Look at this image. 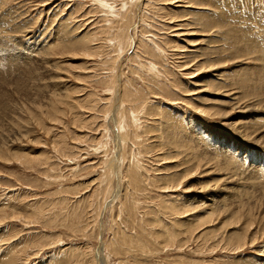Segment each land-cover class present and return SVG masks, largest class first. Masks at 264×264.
Listing matches in <instances>:
<instances>
[{"label": "rangeland", "instance_id": "1", "mask_svg": "<svg viewBox=\"0 0 264 264\" xmlns=\"http://www.w3.org/2000/svg\"><path fill=\"white\" fill-rule=\"evenodd\" d=\"M109 1L0 0V264H264V0Z\"/></svg>", "mask_w": 264, "mask_h": 264}, {"label": "bare ground", "instance_id": "2", "mask_svg": "<svg viewBox=\"0 0 264 264\" xmlns=\"http://www.w3.org/2000/svg\"><path fill=\"white\" fill-rule=\"evenodd\" d=\"M6 1V0H5ZM98 2H99V4H100V6L102 7V8H104L105 10H106V13H107V16L110 18L111 17V15H112V13H111V9H113V6L112 5H110V1L109 0H98ZM144 3V2H143ZM133 4V2H128V5H130L131 7L133 6L132 5ZM126 5V4H125ZM127 5V6H128ZM144 5V4H143ZM3 6V5H2ZM130 6L126 9V11H124V13L126 14V13H131V14H133L132 13V10H130ZM2 8V7H1ZM116 8V7H115ZM134 8H136V6L134 7ZM138 8V7H137ZM136 8V9H137ZM7 10H9V9H7ZM18 10H16V12H17ZM21 11V10H20ZM117 11V10H116ZM136 11V10H135ZM0 12H1V10H0ZM5 12V11H4ZM6 12H9V11H6ZM5 12V13H6ZM5 13H4V15H5ZM9 13H11V12H9ZM118 14H116L114 17L117 19H112V20H110V22L109 23H112L111 25H113V24H115V25H113L112 27H114V29L115 30H118V29H121L122 30V37L120 36V37H114V40H113V42H111V44L110 45H112V46H114L115 47V50H117L118 51V53L121 51H124V49H123V47H124V45H125V41H127L128 40V37H129V31H130V27L131 26H129V24L128 23H125V20L127 19H125V17H128V16H123V13H122V11H120V12H117ZM1 14V13H0ZM106 15V14H105ZM7 16V15H6ZM6 16H5V18H6ZM24 16V15H23ZM27 16V15H26ZM106 16V17H107ZM134 16H136V15H134ZM1 17V16H0ZM4 17V16H3ZM3 17H2V19H3ZM12 17V16H11ZM107 17V18H108ZM113 17V16H112ZM139 22H141V21H144V19L142 18L143 16H142V13L139 15ZM4 18V19H5ZM129 18V17H128ZM7 19V18H6ZM10 19V18H9ZM16 19V18H15ZM31 19V18H30ZM111 19V18H110ZM132 21V19L131 18H129L127 21L129 22V21ZM25 21V20H24ZM126 21V22H127ZM130 21V22H131ZM2 22V21H1ZM0 22V23H1ZM7 22H8V20H7ZM27 22H29V21H27ZM4 24V23H3ZM6 24V23H5ZM5 24H4V26H5ZM181 25H184L185 23H180ZM10 25V24H9ZM13 25V24H12ZM21 25V24H20ZM29 25H31V24H29ZM189 25V24H188ZM3 26V25H2ZM8 26V25H7ZM27 26V25H26ZM26 26H25V28H26ZM34 26V25H33ZM32 26V27H33ZM8 27H10V26H8ZM22 27H24V25L22 26ZM31 27V28H32ZM175 27V26H174ZM2 27H0V29H1ZM28 28V27H27ZM9 30H11L10 28H8ZM124 29H127V35L125 34V31H124ZM2 30V29H1ZM22 30V29H21ZM184 30V29H183ZM22 31H24V29L22 30ZM32 31V30H31ZM14 32V31H13ZM43 32V31H42ZM26 33V32H25ZM39 33V32H38ZM11 34V33H10ZM16 34V33H15ZM117 34H120L119 33V31H117ZM20 35V34H19ZM36 35H37V33H36ZM35 35V36H36ZM43 35V34H42ZM95 36V34L93 35V36H88L87 38L88 39H86V40H84L83 41V43H84V50H86L87 52H89L90 54H92V53H94L95 51H98V47H100V48H102L103 47V44L99 41L101 38H99V37H97V38H95L94 37ZM116 36V35H115ZM119 36V35H118ZM181 36V35H180ZM180 36H178V37H180ZM21 37V36H20ZM29 37V36H28ZM27 37V38H28ZM34 38V37H33ZM36 38V37H35ZM59 38V37H58ZM177 38V37H176ZM110 38H106V42L105 41H103V42H105V44H108V40H109ZM133 39V38H132ZM9 40V39H8ZM7 40V38H6V40L5 41H8ZM34 40V39H33ZM33 40H31V41H33ZM37 40H40V37H39V39L37 38ZM41 40H43V39H41ZM103 40V39H102ZM112 40V39H111ZM1 41V40H0ZM30 41V42H31ZM36 41V40H35ZM44 41L45 40H43V44H44ZM47 41V40H46ZM77 40H74L73 39V37L72 38H69V40H65L64 41V45L65 46H68L69 44L70 45H75V46H77V42H76ZM130 41H131V39H130ZM8 42H10V41H8ZM14 43L16 42V41H13ZM34 42V41H33ZM12 43V42H11ZM13 43V44H14ZM18 43V42H17ZM34 43H37V42H34ZM136 43V42H135ZM155 43V42H154ZM12 44V45H13ZM21 44V43H20ZM42 44V45H43ZM99 44V45H98ZM130 44H131V42H130ZM16 45V44H15ZM14 45V46H15ZM39 45V44H38ZM38 45H36V46H34V48H33V51H35L36 52V54H39L40 52H42V48L41 47H39ZM41 45V46H42ZM45 45V44H44ZM1 46V45H0ZM11 46V45H10ZM136 46H137V43H136ZM18 47V46H17ZM28 48L30 47L29 45L27 46ZM73 47V46H72ZM49 48V47H48ZM125 48V47H124ZM103 49V48H102ZM19 50V49H18ZM24 49H22V51H23ZM45 50V49H44ZM0 52H2V51H0ZM8 52V51H7ZM25 52H27V51H25ZM32 52V51H31ZM31 52H30V54H31ZM92 52V53H91ZM34 53V52H33ZM97 53H99V52H97ZM123 53V52H122ZM19 54V53H18ZM49 54V53H48ZM100 54V53H99ZM99 54H97L98 56H99ZM124 54V53H123ZM122 54V55H123ZM25 55V54H24ZM20 56H21V54H20ZM19 56V57H20ZM34 57V55L33 54H31L30 55V58L31 57ZM40 56V55H39ZM107 57V56H106ZM9 58V57H8ZM29 58V57H28ZM29 58V59H30ZM39 58V57H38ZM120 58H121V56L120 57H118V58H115L114 59V70L115 71H113L114 72V74H113V79L115 78V80H113L114 82H113V86H112V89H114V95H113V97L114 98H116L114 101H112V106H111V108L108 110V114H107V119H106V121H108V120H110V117H112L113 116V118L115 117V119L117 120L116 122V127H117V132H116V142H115V146L117 145L118 146V152H119V150H120V146L122 145V141H123V135H122V132L124 131V130H126V127H127V125H125V122H124V119H125V117H126V113H125V109H124V106H125V101H124V89H123V85H124V82L122 81V79L121 80H116V73L117 72H119V71H117V68H118V65H117V63L119 62V60H120ZM26 59V58H25ZM37 59V58H36ZM40 59V58H39ZM106 59V58H105ZM22 60V59H21ZM28 60V59H27ZM26 60V61H27ZM31 60V59H30ZM23 61H24V56H23ZM22 61V62H23ZM16 62H19V60H17ZM199 62V61H198ZM3 63V62H2ZM20 63V62H19ZM15 64V63H14ZM17 65H18V63H16ZM179 64V63H178ZM152 65H154V64H152ZM150 66V67H152V68H156V66ZM13 65H11V67H12ZM15 66V65H14ZM13 66V67H14ZM186 66V65H185ZM10 67V66H9ZM8 69V68H7ZM11 69V68H10ZM9 69V70H10ZM262 70V72H263V74H264V68H262L261 69ZM9 72V71H8ZM31 72V71H30ZM36 73V72H35ZM1 74V73H0ZM42 74V73H41ZM217 75V74H216ZM1 76H3L2 74H1ZM0 76V77H1ZM7 77V76H6ZM2 79V78H1ZM5 80H7V79H5ZM33 80V79H32ZM263 80H264V76H263ZM1 81H4V80H1ZM35 81V80H34ZM117 81V82H116ZM198 80H194V82H191L192 84H196V83H198L197 82ZM4 82H8V81H4ZM3 83V82H2ZM10 85V84H9ZM18 85V91L19 92H22V93H24V90H26L25 88H26V86L25 85H27V84H23V83H18L17 84ZM206 85V84H205ZM11 86V85H10ZM36 86H38V85H36ZM46 86V85H45ZM39 88V87H38ZM41 89V88H40ZM30 90V89H29ZM203 90V89H202ZM22 93H21V95H22ZM53 93V92H52ZM26 94V93H25ZM20 95V96H21ZM235 95V94H234ZM26 96V95H25ZM27 96H29V95H27ZM42 96V95H41ZM33 97V96H32ZM8 100V99H7ZM61 103V102H60ZM3 108V107H2ZM249 111H251L249 108H244V109H242V112H244L245 113V115H248L249 114ZM132 112H134V111H132ZM7 114V111L6 110H3V112L1 113V115H0V117L2 116V115H6ZM133 114H135V113H133ZM223 116V115H222ZM224 116H225V114H224ZM223 116V117H224ZM228 117V116H227ZM227 117H225V119L227 118ZM106 123V122H105ZM111 124H113V123H111ZM231 125H234V124H231ZM237 124H235L234 126H235V128H236V134H238L239 135V137H241L242 139H244V140H247V141H251V142H253V143H255V144H258V145H263L264 146V136H262L261 135V132L259 131H256V130H254L252 133L251 132H249V131H251V130H248V132H246L247 130H246V128H244L243 127V125H241V126H236ZM256 131V132H255ZM264 131V130H263ZM110 135V134H109ZM127 139V138H126ZM124 142V141H123ZM217 142V141H216ZM216 146L217 147H219V145H217V143H216ZM220 148L222 149L223 147H221L220 146ZM262 148V147H261ZM264 148V147H263ZM225 149V148H224ZM231 150L233 151V155L232 156H237L236 154L238 153V148H236V144L234 145V146H232L231 147ZM229 151V150H228ZM120 153V152H119ZM201 153V152H200ZM224 153V152H223ZM119 155V154H118ZM221 155V154H220ZM237 158V157H236ZM239 159V158H238ZM237 159V160H238ZM244 159V158H243ZM226 160V159H225ZM241 160V159H240ZM243 161H246V160H243ZM240 162V161H239ZM247 162V161H246ZM242 163V162H241ZM260 166V169L262 168V165H259ZM259 166H257L256 167V165H255V170H257V172H259L258 170H260L258 167ZM245 169H248L247 167L245 168ZM255 170H253V171H255ZM248 171V170H247ZM236 172H238V171H236ZM243 172V171H242ZM241 172V173H242ZM262 172H264V171H262ZM262 172H260V176H261V173ZM188 175V174H187ZM255 175V174H254ZM262 176H263V178H264V174H262ZM261 178V177H260ZM243 179V178H242ZM241 180V179H240ZM259 181V180H258ZM253 182V181H252ZM260 185V184H259ZM233 188V187H232ZM238 190V189H237ZM234 192V191H233ZM247 192H249V191H247ZM246 194V193H245ZM240 197V196H239ZM110 203V202H109ZM108 203V204H109ZM192 207V206H191ZM105 209V208H104ZM103 249H104V246L103 247H100L99 248V252L101 251H103ZM98 252V253H99ZM103 253V252H102ZM101 258V257H100ZM104 258V257H103ZM101 261H102V259H101ZM102 262H104V261H102ZM15 264H17V263H15ZM21 264V263H20ZM105 264V263H104Z\"/></svg>", "mask_w": 264, "mask_h": 264}]
</instances>
